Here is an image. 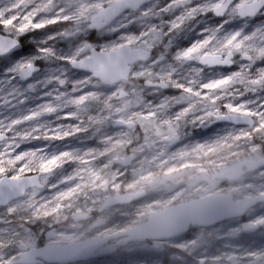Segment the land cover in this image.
<instances>
[{"label": "snow or ice", "instance_id": "snow-or-ice-1", "mask_svg": "<svg viewBox=\"0 0 264 264\" xmlns=\"http://www.w3.org/2000/svg\"><path fill=\"white\" fill-rule=\"evenodd\" d=\"M264 264V0H0V264Z\"/></svg>", "mask_w": 264, "mask_h": 264}, {"label": "trees", "instance_id": "trees-1", "mask_svg": "<svg viewBox=\"0 0 264 264\" xmlns=\"http://www.w3.org/2000/svg\"><path fill=\"white\" fill-rule=\"evenodd\" d=\"M112 260L117 261H130V260H136L140 261V257H127V256H117V257H106L104 259H95L96 264H111Z\"/></svg>", "mask_w": 264, "mask_h": 264}, {"label": "water", "instance_id": "water-1", "mask_svg": "<svg viewBox=\"0 0 264 264\" xmlns=\"http://www.w3.org/2000/svg\"><path fill=\"white\" fill-rule=\"evenodd\" d=\"M105 257H107V256L96 257L94 259H101V258H105Z\"/></svg>", "mask_w": 264, "mask_h": 264}]
</instances>
